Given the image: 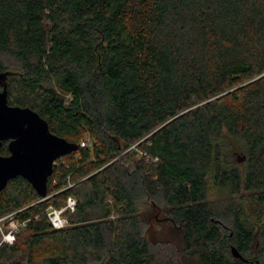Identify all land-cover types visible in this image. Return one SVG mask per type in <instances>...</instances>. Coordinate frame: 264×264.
I'll use <instances>...</instances> for the list:
<instances>
[{
    "label": "trees",
    "instance_id": "16d2710c",
    "mask_svg": "<svg viewBox=\"0 0 264 264\" xmlns=\"http://www.w3.org/2000/svg\"><path fill=\"white\" fill-rule=\"evenodd\" d=\"M0 73L79 148L0 264H264V0H0Z\"/></svg>",
    "mask_w": 264,
    "mask_h": 264
},
{
    "label": "water",
    "instance_id": "95a60500",
    "mask_svg": "<svg viewBox=\"0 0 264 264\" xmlns=\"http://www.w3.org/2000/svg\"><path fill=\"white\" fill-rule=\"evenodd\" d=\"M8 76L9 73H0V85H3L0 89V148L9 141L10 152L8 156L0 154V193L10 180L21 176L45 198L56 160L79 148L52 133L48 122L34 110L9 105ZM232 252L242 258L236 248L233 247Z\"/></svg>",
    "mask_w": 264,
    "mask_h": 264
},
{
    "label": "built area",
    "instance_id": "2783aa9c",
    "mask_svg": "<svg viewBox=\"0 0 264 264\" xmlns=\"http://www.w3.org/2000/svg\"><path fill=\"white\" fill-rule=\"evenodd\" d=\"M90 140L82 141L81 146L85 147L90 144ZM77 206V200L74 197H69L66 202V206L62 209H56L53 207L49 208L48 216L50 221L55 229H63L68 225L67 219L64 217V213L67 210H71L72 212L75 211ZM17 213L14 212L7 216L0 218V223L6 221L8 224V228L6 231H3V239L0 240V247L3 244L13 245L16 242L17 234L19 233L20 229L25 225L17 218ZM1 228V227H0Z\"/></svg>",
    "mask_w": 264,
    "mask_h": 264
},
{
    "label": "rangeland",
    "instance_id": "374dc122",
    "mask_svg": "<svg viewBox=\"0 0 264 264\" xmlns=\"http://www.w3.org/2000/svg\"><path fill=\"white\" fill-rule=\"evenodd\" d=\"M0 240H2L3 239V231H6L7 230V228H8V224L6 223V221H4V222H1L0 223ZM158 229V228H157ZM18 238V237H17Z\"/></svg>",
    "mask_w": 264,
    "mask_h": 264
}]
</instances>
